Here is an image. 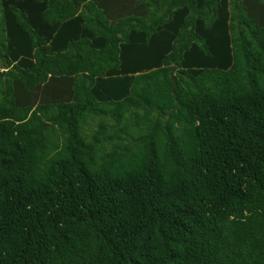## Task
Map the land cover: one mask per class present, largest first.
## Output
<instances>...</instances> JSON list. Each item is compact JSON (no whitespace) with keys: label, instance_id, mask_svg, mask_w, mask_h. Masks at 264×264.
Here are the masks:
<instances>
[{"label":"trees","instance_id":"1","mask_svg":"<svg viewBox=\"0 0 264 264\" xmlns=\"http://www.w3.org/2000/svg\"><path fill=\"white\" fill-rule=\"evenodd\" d=\"M0 14V264H264V0Z\"/></svg>","mask_w":264,"mask_h":264},{"label":"rangeland","instance_id":"2","mask_svg":"<svg viewBox=\"0 0 264 264\" xmlns=\"http://www.w3.org/2000/svg\"><path fill=\"white\" fill-rule=\"evenodd\" d=\"M0 17H1V14H0ZM96 127H97V124H96V122L94 123V122H92L91 123V125L89 126V127H87V129L89 130V129H91V130H95L96 129Z\"/></svg>","mask_w":264,"mask_h":264}]
</instances>
